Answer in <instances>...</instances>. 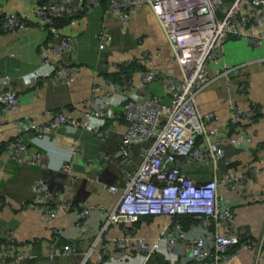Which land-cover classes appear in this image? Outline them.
Masks as SVG:
<instances>
[{
	"label": "crops",
	"instance_id": "obj_1",
	"mask_svg": "<svg viewBox=\"0 0 264 264\" xmlns=\"http://www.w3.org/2000/svg\"><path fill=\"white\" fill-rule=\"evenodd\" d=\"M43 2L0 0V77L19 100L15 111L0 105V249L12 234L15 250L25 257L20 264H109V259L130 253L118 249L112 239L132 244L143 238L156 242L169 219L145 217L139 224L106 225L105 213L115 208L126 188L124 173L135 172L143 155L135 146L130 165L121 164L119 149L127 122L120 106L114 107V118L108 120L102 138L86 127V115L108 95L107 81L118 65L150 52L153 59L146 69H164L172 66V52L149 6L133 11L129 22L122 25L117 15L109 12V0H101L90 15L84 0H71L66 6L73 7V15L46 26L35 14ZM250 15L253 18L252 12ZM103 28L110 40L100 51L98 35ZM250 31L255 38L264 37V24L252 21L246 29ZM66 36L71 39L70 49L51 58L77 70L58 83L54 77L36 74L45 65V55ZM205 68L210 81L196 95V104L202 114L213 116L210 128L226 135L222 145L225 156L216 166L205 160L185 162L183 171L196 184L211 181L217 172L242 178L241 186L234 190H218L233 207L237 231L248 232L246 243L251 250L244 246L227 249L236 254L227 264H264L257 257L261 240L264 255V40L251 44L246 37L229 36L222 58L206 63ZM129 79L137 84L139 78L135 72ZM160 87L153 83L146 93L160 95ZM252 109L260 113L240 117L231 125L237 110ZM56 114L77 123L79 130L73 135L63 129L57 134L49 131L40 139L36 130L22 131L23 123L40 126ZM17 141L28 145L26 156L41 157V167L20 164L12 158L9 148ZM38 179L48 185L49 206L59 208L50 221L32 207V185ZM109 186H115L117 193L112 194ZM89 206L93 212L85 210ZM197 235L195 230L192 236ZM66 245L72 248L71 255L50 259L53 251ZM155 255L162 257L164 264H183L179 259L167 260L162 253ZM6 259L11 262L13 257ZM0 264H6L1 257ZM186 264L220 262L211 259Z\"/></svg>",
	"mask_w": 264,
	"mask_h": 264
},
{
	"label": "built area",
	"instance_id": "obj_2",
	"mask_svg": "<svg viewBox=\"0 0 264 264\" xmlns=\"http://www.w3.org/2000/svg\"><path fill=\"white\" fill-rule=\"evenodd\" d=\"M100 1L84 0L87 15ZM70 2L44 0L35 14L42 25L53 26L55 20L73 15V7L66 6ZM109 5V12L116 14L122 25L129 22L133 11L141 6H149L172 52V66L164 69H146L153 59L150 52L133 60L131 63L140 68L136 70L138 83L134 84L126 75L120 76V83L114 79L108 80V95L98 101L93 112L86 115V127L97 138H102L108 120L114 118V107L120 106L127 122L119 149L121 164L130 165L135 146L140 147L143 155L135 172L124 173L126 188L115 208L105 213L106 225L137 224L145 217L169 219L156 242L149 243L143 238L132 244L127 240L112 239L118 249H127L130 253L109 259V264H148L158 253L171 262L179 259L183 264L204 263L211 259L220 264L232 262L236 254L228 253L227 249L244 246L251 251L246 243L249 234L237 231L233 207L224 201L218 190L220 187L234 190L241 186L242 178L229 174L220 176L217 172L211 181L196 184L183 171V167L185 162L196 160L211 161L216 166L225 156L222 145L227 137L210 128L213 116L202 114L196 104V95L210 81L206 63L222 58L227 37H246L251 44H260L264 40L263 36L255 38L252 31L246 32L252 21L264 24V0H110ZM2 26L8 30L5 24ZM109 40L108 32L103 28L98 35L100 51L106 49ZM70 47L71 39L66 36L45 55V65L36 74L54 77L56 83L62 77H69L77 69L55 62L51 57L63 55ZM131 63H123L117 68ZM153 83L161 86L160 95L146 93ZM0 105L11 111L19 108L17 93L1 77ZM259 113V110L253 109L244 112L237 110L230 123L235 125L238 118L254 117ZM21 126L25 133L36 130L39 139L49 131L57 134L63 129L73 135L80 128L61 114L53 115L40 126L31 123ZM232 144L238 143L232 141ZM27 147L24 142H13L9 148L12 158L20 164L41 167L39 155H25ZM108 189L112 194L118 191L115 186ZM32 193V207L36 214L52 220L59 213V208L49 206L50 191L46 182L36 180ZM93 209L91 206L85 208L88 213ZM185 216H195L201 221L190 231H184L181 218ZM195 230H198V235L193 238ZM72 253L69 245L61 246L53 251L50 259H64ZM0 257L6 264L23 262L25 257L15 250L12 234L7 236L5 245L0 249ZM9 257H13L11 262L6 259ZM99 257L103 259L104 255L100 254ZM257 257L264 260L262 240L258 245Z\"/></svg>",
	"mask_w": 264,
	"mask_h": 264
},
{
	"label": "trees",
	"instance_id": "obj_3",
	"mask_svg": "<svg viewBox=\"0 0 264 264\" xmlns=\"http://www.w3.org/2000/svg\"><path fill=\"white\" fill-rule=\"evenodd\" d=\"M110 3V0H109ZM140 69L138 65L135 63H131L127 66H122L116 69L117 71L115 73H112L110 77L120 83L121 81V75H126L130 78V76L136 72V70ZM143 69V68H141ZM144 219V218H143ZM201 219L195 217V216H185L184 218H181V226L184 231L188 230L192 226H196L199 224ZM139 224V223H137ZM148 264H164L163 258L159 257L157 255H154L150 260Z\"/></svg>",
	"mask_w": 264,
	"mask_h": 264
},
{
	"label": "clouds",
	"instance_id": "obj_4",
	"mask_svg": "<svg viewBox=\"0 0 264 264\" xmlns=\"http://www.w3.org/2000/svg\"><path fill=\"white\" fill-rule=\"evenodd\" d=\"M34 142L38 143V141H37V140H35V139H34Z\"/></svg>",
	"mask_w": 264,
	"mask_h": 264
}]
</instances>
